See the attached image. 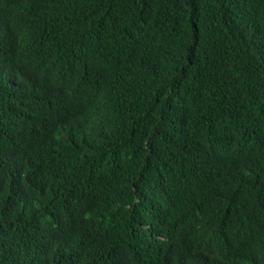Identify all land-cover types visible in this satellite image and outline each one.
<instances>
[{
  "label": "trees",
  "instance_id": "16d2710c",
  "mask_svg": "<svg viewBox=\"0 0 264 264\" xmlns=\"http://www.w3.org/2000/svg\"><path fill=\"white\" fill-rule=\"evenodd\" d=\"M0 264H264V0H0Z\"/></svg>",
  "mask_w": 264,
  "mask_h": 264
}]
</instances>
